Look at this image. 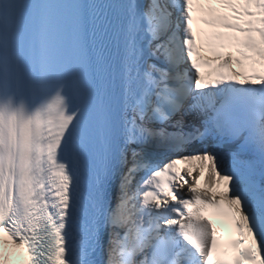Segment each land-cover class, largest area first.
<instances>
[{
    "label": "snow or ice",
    "instance_id": "snow-or-ice-1",
    "mask_svg": "<svg viewBox=\"0 0 264 264\" xmlns=\"http://www.w3.org/2000/svg\"><path fill=\"white\" fill-rule=\"evenodd\" d=\"M25 251L264 264V0H0V264Z\"/></svg>",
    "mask_w": 264,
    "mask_h": 264
},
{
    "label": "bare ground",
    "instance_id": "bare-ground-1",
    "mask_svg": "<svg viewBox=\"0 0 264 264\" xmlns=\"http://www.w3.org/2000/svg\"><path fill=\"white\" fill-rule=\"evenodd\" d=\"M216 59L217 58H215V59H212V60H210V61H213V62H215L216 61ZM206 71H207V69H206ZM192 150V148L190 147L187 151H191ZM201 186L203 187V181L201 182ZM209 211H212V210H209ZM208 211V212H209ZM207 213V212H206Z\"/></svg>",
    "mask_w": 264,
    "mask_h": 264
}]
</instances>
